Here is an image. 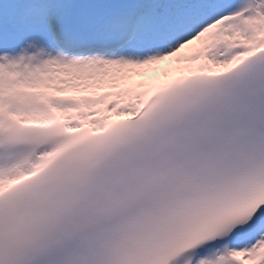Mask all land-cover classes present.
Masks as SVG:
<instances>
[{
  "label": "snow or ice",
  "instance_id": "6c2138e0",
  "mask_svg": "<svg viewBox=\"0 0 264 264\" xmlns=\"http://www.w3.org/2000/svg\"><path fill=\"white\" fill-rule=\"evenodd\" d=\"M0 264H264V0H0Z\"/></svg>",
  "mask_w": 264,
  "mask_h": 264
},
{
  "label": "bare ground",
  "instance_id": "6f19581e",
  "mask_svg": "<svg viewBox=\"0 0 264 264\" xmlns=\"http://www.w3.org/2000/svg\"><path fill=\"white\" fill-rule=\"evenodd\" d=\"M164 66L163 65H161V68H163ZM145 71H148V70H145ZM164 77L163 76H161V78H160V81L159 82H163L164 81Z\"/></svg>",
  "mask_w": 264,
  "mask_h": 264
}]
</instances>
